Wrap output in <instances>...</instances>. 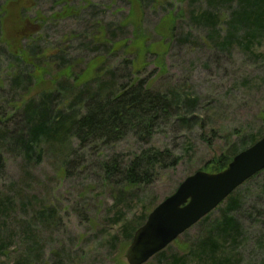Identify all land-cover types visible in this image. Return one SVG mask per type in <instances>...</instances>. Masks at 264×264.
Instances as JSON below:
<instances>
[{
    "label": "rangeland",
    "instance_id": "374dc122",
    "mask_svg": "<svg viewBox=\"0 0 264 264\" xmlns=\"http://www.w3.org/2000/svg\"><path fill=\"white\" fill-rule=\"evenodd\" d=\"M236 2L221 0L214 10L206 0H0L1 41L9 52L0 44V118L14 113L15 101L51 90L53 110L67 112L82 84L128 78L146 81L173 104L148 143L133 135L109 146L52 140L30 159L19 147L3 146L0 264H127L123 225H135L185 177L200 169L213 173L206 163L264 132V33L249 49L237 41L220 45ZM202 11L215 18L196 21ZM31 45L50 53L53 64L45 68L34 58L21 64L15 58L20 47ZM36 64L45 68L40 78L34 68L32 82H13ZM63 67L71 77L60 75ZM12 121L7 127L15 131ZM148 146L181 159L136 188L105 177L104 161H125ZM234 195L240 234L216 255L232 256V264H264V170ZM224 209L225 202L209 220ZM206 228L197 222L164 249V258L145 264H166L174 255L202 264L190 250Z\"/></svg>",
    "mask_w": 264,
    "mask_h": 264
},
{
    "label": "trees",
    "instance_id": "16d2710c",
    "mask_svg": "<svg viewBox=\"0 0 264 264\" xmlns=\"http://www.w3.org/2000/svg\"><path fill=\"white\" fill-rule=\"evenodd\" d=\"M220 1L206 0V3L215 10L217 5H213ZM236 1L237 6L231 13L226 34L220 45L225 47L232 41H237L242 47L249 49L258 36L264 33V0ZM2 6L0 8V44L4 46L1 36L2 16L5 9ZM194 18L200 22L207 18L213 20L215 15L202 11ZM240 30L241 35H238ZM18 38L20 41L23 40V37L16 36V41ZM3 50L8 52L5 46ZM19 50L20 52L15 58L21 64L29 58L38 60L45 68L53 64V61H50L52 57L50 53L41 52L38 54L33 45L26 50L20 47ZM34 68L40 78L45 68L36 64L33 65L32 74L23 75L21 72L20 75L13 78V82L18 83L19 86L23 81L32 82L35 79ZM59 72L61 76L71 77L72 75L69 67H63ZM74 80L76 81V79ZM62 82L66 83L63 80L59 84ZM60 85L65 94L64 86ZM76 89L74 99L67 105V112L53 110L52 101L55 94L54 90H51L41 92L36 98L23 100L21 104L15 101L14 113L10 116L1 113L4 117L0 118V178L5 173V157L1 152L3 146L12 150L19 147L23 155L30 159L34 153L41 155L45 145L52 140L74 139L81 147L96 144L109 146L121 141L127 135H133L138 140L148 143L153 138L159 122L169 114L173 105L170 96L152 90L144 80L135 81L133 78H128L126 82L118 84L111 83L109 80L96 87L84 83ZM76 107L79 108L75 109ZM7 121L17 124V126L14 124L15 131L8 129ZM263 135L264 132L248 135V138L242 141L239 147H232L228 153L206 163L205 168H209L213 173L223 170L236 153L250 146ZM180 159L169 149L148 146L141 147L125 161L118 160L116 157L104 161L101 169L106 178L115 180L117 184L122 183L124 188H136L150 184L159 175V172L176 166ZM234 191L216 207L218 208L225 202V209L221 211L219 218L210 221L211 211L199 221V223L207 224L206 232L191 248L190 254L199 259L202 264H232V256L221 255L218 257L216 254L228 240L232 243L236 242L240 234V227L233 215L239 209V199L234 195ZM2 199L0 197V201ZM146 216L143 214L133 226L123 225L122 231L127 241H131L134 231L143 224ZM164 255L165 252L162 250L154 257L164 258ZM171 258V261L166 264H185L187 260L185 256L174 255Z\"/></svg>",
    "mask_w": 264,
    "mask_h": 264
},
{
    "label": "water",
    "instance_id": "95a60500",
    "mask_svg": "<svg viewBox=\"0 0 264 264\" xmlns=\"http://www.w3.org/2000/svg\"><path fill=\"white\" fill-rule=\"evenodd\" d=\"M264 169V135L236 153L219 172L197 170L161 200L133 233L127 264H145Z\"/></svg>",
    "mask_w": 264,
    "mask_h": 264
}]
</instances>
